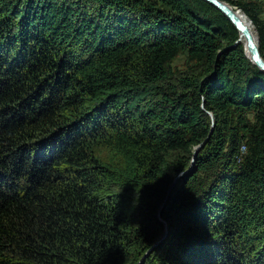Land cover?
Here are the masks:
<instances>
[{"label": "trees", "instance_id": "16d2710c", "mask_svg": "<svg viewBox=\"0 0 264 264\" xmlns=\"http://www.w3.org/2000/svg\"><path fill=\"white\" fill-rule=\"evenodd\" d=\"M221 1L264 58L263 4ZM239 37L204 0H0V264L136 263L209 136L145 264H264V72ZM184 51L206 77L174 95Z\"/></svg>", "mask_w": 264, "mask_h": 264}, {"label": "rangeland", "instance_id": "374dc122", "mask_svg": "<svg viewBox=\"0 0 264 264\" xmlns=\"http://www.w3.org/2000/svg\"><path fill=\"white\" fill-rule=\"evenodd\" d=\"M253 1H257V2H260L263 4V8H264V0H253ZM261 19L263 20L264 22V13L261 15ZM240 36V35H239ZM242 44V43H241ZM246 53V52H245ZM202 64L198 63V62H193L190 60L189 58V54L184 51V52H181L180 55L174 60V62L171 64V78H170V81H168V83L162 85L160 88H163V89H167L168 87V90L169 91H172V93H174V95H177V94H183V93H186V92H189L190 89H191V86L188 88L187 85H185L186 83H191V80H201L203 81L205 79L206 76H204V73H202L203 69H202ZM173 88L174 91L171 89ZM151 98V100H154V98H157V97H153L152 93L147 97V99ZM161 96H158V99H160ZM123 105H126L127 103H122ZM129 105H132V107L134 108L135 105H136V100L129 103ZM120 109V108H119ZM209 115V118H210V121H211V132H213L214 130V125H215V117L213 116L212 113H208ZM206 142L204 147L206 146L207 142L208 141H204ZM204 142L202 144H204ZM43 143V142H42ZM204 147L200 150V152L204 149ZM194 151L193 150V154H194ZM199 152V153H200ZM242 152L245 153L246 152V147H243L242 149ZM199 155V154H198ZM193 155H192V158L191 160L189 161V165L188 167H186L183 171H181L173 180L168 192L170 191V189L172 188V186L174 185V183L178 182V180L180 178H183L189 174H192V173H189V172H194L196 169L193 168L191 169V166H192V161H193ZM189 174H188V173ZM176 185V184H175ZM175 187V186H174ZM168 192H167V195L163 201V203L161 204L162 207L164 206V202L167 200V203L169 202V198L167 197L168 196ZM171 193V192H170ZM170 195V194H169ZM150 201V208L152 207L153 205V201L149 200ZM166 205L163 207L165 208ZM161 211L159 209V213H158V218H159V221L161 222L162 226H163V232H162V235L160 236V239L159 241H157L150 249L149 251L154 247L155 249H153V251L148 255V257L145 258V261H143V264H145V262L151 257V255L154 253V252H158V249H159V245L158 243L160 242L161 238L164 237V235L166 234L167 232V235H166V239H169L170 237V232H171V228H170V224L168 222H166L162 215L160 214ZM167 223V225H166ZM164 240V241H165ZM163 241V242H164ZM163 244V243H162ZM148 251V252H149ZM146 252L136 263L134 264H141L142 263V260L143 258L147 255ZM161 252V251H160ZM153 261V260H152ZM151 261V262H152Z\"/></svg>", "mask_w": 264, "mask_h": 264}, {"label": "water", "instance_id": "95a60500", "mask_svg": "<svg viewBox=\"0 0 264 264\" xmlns=\"http://www.w3.org/2000/svg\"><path fill=\"white\" fill-rule=\"evenodd\" d=\"M204 1H206L207 3H209L212 6H214L215 8H217L227 18V20L237 29V31L244 35V38L246 40L245 47L250 52L251 62L261 72H264V58L262 57V54H261V51H260V38H259V35L257 33V41H255L253 35L248 30L246 22L243 19V17H246L250 21V23L255 27V25L250 20V18L240 8H238L236 6H232V5H230V4L226 3V2H223L221 0H204ZM240 44L241 43L239 41H237L232 47H230V49H234V48L238 47ZM224 51L225 50L221 51L219 56ZM211 134H212V132H211ZM209 138H210V136L208 137V139ZM208 139L206 141H208ZM205 143L206 142H204V144L198 145V146H196L194 148L195 151H194V154H193L194 157H193L191 169L195 168L196 161H197V156H198L200 150L204 147ZM189 173H192V172H189ZM175 184H176V182L174 183V185L172 186V188L168 192V196H167L168 198H169V194L172 191V189L174 188ZM164 203H165L164 206L167 205V200ZM163 207L162 206L160 207L161 213H162V211L164 209ZM166 225H167V223H166ZM166 235H167V232L164 235V237L161 238L160 242L158 243L159 245H161L163 243V241L166 238ZM155 247L156 246H154L147 253V255L143 258L141 264H143V261H145V258L148 257V255L153 251V249H155Z\"/></svg>", "mask_w": 264, "mask_h": 264}, {"label": "bare ground", "instance_id": "6f19581e", "mask_svg": "<svg viewBox=\"0 0 264 264\" xmlns=\"http://www.w3.org/2000/svg\"><path fill=\"white\" fill-rule=\"evenodd\" d=\"M243 19L246 22V25L248 27L249 32L253 35L255 41H257V30L255 29V27L250 23V21L246 17H243ZM239 35H240V37H239V40L240 41L239 42L242 43V44H244V47H245L246 40L244 38V35L242 33H239ZM245 52H246L247 58L251 62V55H250V52L246 49V47H245Z\"/></svg>", "mask_w": 264, "mask_h": 264}, {"label": "built area", "instance_id": "2783aa9c", "mask_svg": "<svg viewBox=\"0 0 264 264\" xmlns=\"http://www.w3.org/2000/svg\"><path fill=\"white\" fill-rule=\"evenodd\" d=\"M234 1H237V0H234Z\"/></svg>", "mask_w": 264, "mask_h": 264}]
</instances>
